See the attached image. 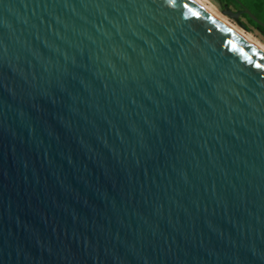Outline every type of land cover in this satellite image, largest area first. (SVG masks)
Instances as JSON below:
<instances>
[{
    "label": "water",
    "instance_id": "1",
    "mask_svg": "<svg viewBox=\"0 0 264 264\" xmlns=\"http://www.w3.org/2000/svg\"><path fill=\"white\" fill-rule=\"evenodd\" d=\"M0 264H264V53L192 0H0Z\"/></svg>",
    "mask_w": 264,
    "mask_h": 264
},
{
    "label": "flooded vegetation",
    "instance_id": "2",
    "mask_svg": "<svg viewBox=\"0 0 264 264\" xmlns=\"http://www.w3.org/2000/svg\"><path fill=\"white\" fill-rule=\"evenodd\" d=\"M216 7L223 12H229L237 16L238 21L248 32H255L264 42V0H211ZM229 20L239 25V23L225 15ZM222 22L233 25L221 17ZM234 27V26H233ZM236 28V27H235ZM236 30V29H235ZM238 31V30H236ZM240 32V31H238ZM241 33V32H240ZM242 34V33H241Z\"/></svg>",
    "mask_w": 264,
    "mask_h": 264
},
{
    "label": "rangeland",
    "instance_id": "3",
    "mask_svg": "<svg viewBox=\"0 0 264 264\" xmlns=\"http://www.w3.org/2000/svg\"><path fill=\"white\" fill-rule=\"evenodd\" d=\"M194 2L196 4L197 3H200L201 6H203L204 8H206L211 14H214L217 17H221L224 20H226L229 23H231L234 26V27L232 26L233 29H236V30L240 31L249 40H251L252 42H254L256 45H258L260 48H262L264 50V42H262L261 38L255 32H250V31L247 32L244 28H242L238 24L232 22L231 20H229L225 16V14H222L220 12V10L216 7V5L211 0H194ZM229 26H230V24H229Z\"/></svg>",
    "mask_w": 264,
    "mask_h": 264
},
{
    "label": "bare ground",
    "instance_id": "4",
    "mask_svg": "<svg viewBox=\"0 0 264 264\" xmlns=\"http://www.w3.org/2000/svg\"><path fill=\"white\" fill-rule=\"evenodd\" d=\"M194 2V0H193ZM197 5H199L201 8H203L205 11L209 12L206 8H204L203 6H201L200 3H197ZM210 13V12H209ZM213 16H215L214 14H212ZM216 18H218L217 16H215ZM219 19V18H218ZM220 20V19H219ZM221 21V20H220ZM222 22V21H221ZM224 23V22H223ZM225 25H227L229 28H231L233 31H235L239 36H241L242 38H244L245 40H247L248 42H250L252 45H254L256 48H258L261 52L264 53V50L262 48H260L258 45H256L254 42H252L251 40H249L246 36H244L243 34H241L240 32L236 31L235 29H233L231 26H229L226 22L224 23Z\"/></svg>",
    "mask_w": 264,
    "mask_h": 264
}]
</instances>
